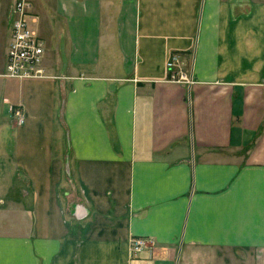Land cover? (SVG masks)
Segmentation results:
<instances>
[{"label":"crops","instance_id":"obj_1","mask_svg":"<svg viewBox=\"0 0 264 264\" xmlns=\"http://www.w3.org/2000/svg\"><path fill=\"white\" fill-rule=\"evenodd\" d=\"M13 1L0 264H264V0H30L40 80L2 75Z\"/></svg>","mask_w":264,"mask_h":264},{"label":"built area","instance_id":"obj_2","mask_svg":"<svg viewBox=\"0 0 264 264\" xmlns=\"http://www.w3.org/2000/svg\"><path fill=\"white\" fill-rule=\"evenodd\" d=\"M10 14V42L6 52V63L3 76L18 80L47 79L42 61L44 44L37 32L31 27L35 22V15L31 12L30 0H14L9 10ZM176 56H171L167 62V80L179 83H192L186 73L176 69ZM18 123L23 122L21 110L14 109ZM147 247L143 239L131 240V251L140 253Z\"/></svg>","mask_w":264,"mask_h":264},{"label":"rangeland","instance_id":"obj_3","mask_svg":"<svg viewBox=\"0 0 264 264\" xmlns=\"http://www.w3.org/2000/svg\"><path fill=\"white\" fill-rule=\"evenodd\" d=\"M146 248H147V247H146ZM146 248H145V249H146Z\"/></svg>","mask_w":264,"mask_h":264}]
</instances>
